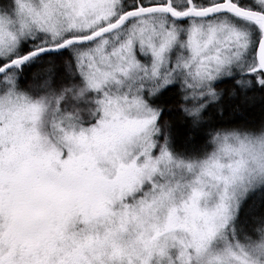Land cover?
I'll use <instances>...</instances> for the list:
<instances>
[{
	"label": "snow or ice",
	"instance_id": "snow-or-ice-1",
	"mask_svg": "<svg viewBox=\"0 0 264 264\" xmlns=\"http://www.w3.org/2000/svg\"><path fill=\"white\" fill-rule=\"evenodd\" d=\"M0 264H264V0H0Z\"/></svg>",
	"mask_w": 264,
	"mask_h": 264
},
{
	"label": "trees",
	"instance_id": "trees-1",
	"mask_svg": "<svg viewBox=\"0 0 264 264\" xmlns=\"http://www.w3.org/2000/svg\"><path fill=\"white\" fill-rule=\"evenodd\" d=\"M242 116H246L247 118H253V117L258 118L259 117V111L258 110H255V111L247 110L244 113L238 112V113L233 114L232 118L233 119H240Z\"/></svg>",
	"mask_w": 264,
	"mask_h": 264
}]
</instances>
